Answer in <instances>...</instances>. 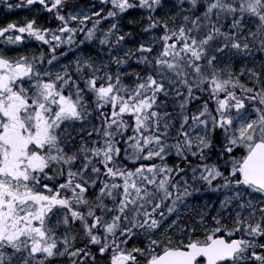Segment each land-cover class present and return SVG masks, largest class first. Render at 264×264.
<instances>
[{"label": "snow or ice", "instance_id": "1", "mask_svg": "<svg viewBox=\"0 0 264 264\" xmlns=\"http://www.w3.org/2000/svg\"><path fill=\"white\" fill-rule=\"evenodd\" d=\"M22 4L0 264H264V0Z\"/></svg>", "mask_w": 264, "mask_h": 264}, {"label": "trees", "instance_id": "2", "mask_svg": "<svg viewBox=\"0 0 264 264\" xmlns=\"http://www.w3.org/2000/svg\"><path fill=\"white\" fill-rule=\"evenodd\" d=\"M8 3L22 4V0H0V24L6 23L9 20H19L25 16H30L34 9L38 7V5L28 6L22 4L21 7L7 8L6 4ZM38 43L39 42H32L27 44L26 47L34 49ZM133 66H135V64ZM169 162L171 163L172 161L169 160ZM52 263H56V261L53 260L51 264Z\"/></svg>", "mask_w": 264, "mask_h": 264}, {"label": "rangeland", "instance_id": "3", "mask_svg": "<svg viewBox=\"0 0 264 264\" xmlns=\"http://www.w3.org/2000/svg\"><path fill=\"white\" fill-rule=\"evenodd\" d=\"M129 15L130 16H135V17H139L141 15V11L139 9H135V10H132L129 12ZM102 27L106 26V23L105 24H102L101 25ZM129 43H131V41H129ZM68 59H71V57L69 56ZM134 65V63H133ZM52 264H56V263H52Z\"/></svg>", "mask_w": 264, "mask_h": 264}]
</instances>
